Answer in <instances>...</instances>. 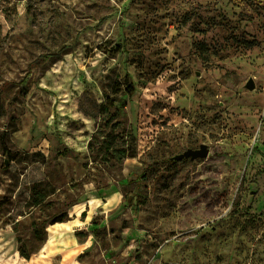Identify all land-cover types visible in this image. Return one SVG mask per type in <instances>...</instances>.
<instances>
[{"label":"rangeland","instance_id":"1","mask_svg":"<svg viewBox=\"0 0 264 264\" xmlns=\"http://www.w3.org/2000/svg\"><path fill=\"white\" fill-rule=\"evenodd\" d=\"M0 101V264L80 203L108 264H264V0H0Z\"/></svg>","mask_w":264,"mask_h":264},{"label":"trees","instance_id":"2","mask_svg":"<svg viewBox=\"0 0 264 264\" xmlns=\"http://www.w3.org/2000/svg\"><path fill=\"white\" fill-rule=\"evenodd\" d=\"M126 87L122 88V84L120 81H117L114 86L112 87V92L116 96L112 98L111 96L106 97V100L98 105V115L103 117L105 120V125L108 126L115 116H118L120 114V108L116 111L112 112L109 111V108L111 106H115L116 102H122V98H120V95H129L132 96L136 92V87L134 83H125ZM120 94V95H119ZM120 98V99H119ZM119 100V101H118ZM6 113L5 106L0 101V117L3 116ZM118 123L113 126L114 130L121 129L123 133H126V130L123 128L122 121H117ZM104 127L100 126L97 131L94 133L93 138L90 140L89 146L92 151L95 150L93 145H95V139L101 134V131ZM129 137L130 135L127 133L126 137ZM7 136H2L1 142L5 143ZM125 137V136H124ZM121 138L119 141L114 140L113 138H110L109 135L107 136V139L102 143L101 149L105 150V154L109 156L110 159H114L117 161H122L130 156L134 155L135 147L133 143L129 142L127 138ZM34 201L33 204L38 206L44 203L46 199V195H37V193L33 195ZM86 212L83 213L85 215ZM67 218V214L62 215L61 217H57L53 220V224L58 222H63ZM34 230L36 234L41 233V229L39 228V224L34 225Z\"/></svg>","mask_w":264,"mask_h":264},{"label":"bare ground","instance_id":"3","mask_svg":"<svg viewBox=\"0 0 264 264\" xmlns=\"http://www.w3.org/2000/svg\"><path fill=\"white\" fill-rule=\"evenodd\" d=\"M94 200H90L93 203ZM112 199H109L108 203H111ZM107 203V204H108ZM85 209V203H80L73 206L70 210L71 215L81 214ZM78 225L84 224V221L77 220L75 222ZM67 226L71 229V225L64 224L62 222L55 223L49 228L51 236L47 246H44L39 252L34 253L29 260L31 264H52L50 259V250L55 243V239L59 234V227ZM74 238L78 240L76 247H71L66 250L64 255L63 264H108L100 238L90 229L86 235L73 234ZM79 253H86L87 256L83 259H75Z\"/></svg>","mask_w":264,"mask_h":264},{"label":"crops","instance_id":"4","mask_svg":"<svg viewBox=\"0 0 264 264\" xmlns=\"http://www.w3.org/2000/svg\"><path fill=\"white\" fill-rule=\"evenodd\" d=\"M89 203H90V201H89ZM90 204H92V203H90ZM94 206L95 205H93V208H94ZM86 211H87V207H85V209L82 211L81 214H79V215L78 214L71 215L72 219L70 221H68V222H64V224L71 225V229H68V227L65 226V225L62 226V227H59V234L57 235V237L55 239V243L53 244V246H52V248L50 250V259H51L52 264H53V259L55 257H57V256H60V258L62 260V264H63L64 263V255H65L66 250L70 249L71 247H76L79 244L78 240L75 239L74 236H73V234H76V233H73L74 232V229H73L74 227L83 225V227H80L79 230L80 231H86V233L88 232L89 228H87L85 226V224H86L85 221H84V224H82V225H78V224L75 223L77 220H80V221L83 222V220H81V218H82L83 213L86 212ZM50 236H51V233L49 234V238L46 241V244L44 246H47L48 241L50 239ZM81 255L87 256L86 253H79L75 257V259H81L80 258ZM29 264H31V263H29Z\"/></svg>","mask_w":264,"mask_h":264},{"label":"water","instance_id":"5","mask_svg":"<svg viewBox=\"0 0 264 264\" xmlns=\"http://www.w3.org/2000/svg\"><path fill=\"white\" fill-rule=\"evenodd\" d=\"M247 88L254 89L255 83L251 79L247 83ZM209 154V148L206 145H202L200 149H189L188 151L184 152L183 154L179 155L178 159H184V158H191L192 160L198 159V158H205Z\"/></svg>","mask_w":264,"mask_h":264}]
</instances>
